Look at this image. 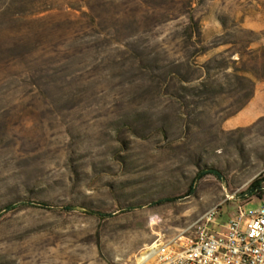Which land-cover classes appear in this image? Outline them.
<instances>
[{
	"label": "rangeland",
	"instance_id": "1",
	"mask_svg": "<svg viewBox=\"0 0 264 264\" xmlns=\"http://www.w3.org/2000/svg\"><path fill=\"white\" fill-rule=\"evenodd\" d=\"M194 14L205 75L187 93L137 111L109 101L45 127L49 157L33 168L0 144V264H139L147 245L167 247L212 208L227 222L264 194V0H201ZM257 91L254 120L229 127Z\"/></svg>",
	"mask_w": 264,
	"mask_h": 264
},
{
	"label": "trees",
	"instance_id": "2",
	"mask_svg": "<svg viewBox=\"0 0 264 264\" xmlns=\"http://www.w3.org/2000/svg\"><path fill=\"white\" fill-rule=\"evenodd\" d=\"M200 1L0 0V144L33 168L49 157L45 127L109 101L137 111L187 93L205 75L204 30L194 14ZM235 78L251 81L248 71Z\"/></svg>",
	"mask_w": 264,
	"mask_h": 264
},
{
	"label": "built area",
	"instance_id": "3",
	"mask_svg": "<svg viewBox=\"0 0 264 264\" xmlns=\"http://www.w3.org/2000/svg\"><path fill=\"white\" fill-rule=\"evenodd\" d=\"M222 216L220 205L206 212L158 253L155 264H264V194L240 205L227 222Z\"/></svg>",
	"mask_w": 264,
	"mask_h": 264
},
{
	"label": "crops",
	"instance_id": "4",
	"mask_svg": "<svg viewBox=\"0 0 264 264\" xmlns=\"http://www.w3.org/2000/svg\"><path fill=\"white\" fill-rule=\"evenodd\" d=\"M262 99V94L257 91L255 96V101L250 105L245 111H242L239 115L234 117L233 119L229 120L228 126L229 127H237L239 125L245 124L250 120H254L257 115V105L259 100Z\"/></svg>",
	"mask_w": 264,
	"mask_h": 264
},
{
	"label": "bare ground",
	"instance_id": "5",
	"mask_svg": "<svg viewBox=\"0 0 264 264\" xmlns=\"http://www.w3.org/2000/svg\"><path fill=\"white\" fill-rule=\"evenodd\" d=\"M154 234L159 235V233L154 232ZM160 240H157L156 242L149 244L145 247L144 251L140 255V262L139 264L146 263L150 259L154 258L162 249V244L160 243Z\"/></svg>",
	"mask_w": 264,
	"mask_h": 264
}]
</instances>
